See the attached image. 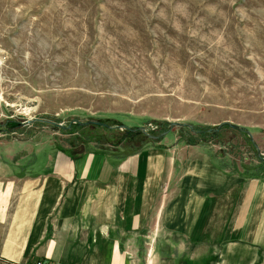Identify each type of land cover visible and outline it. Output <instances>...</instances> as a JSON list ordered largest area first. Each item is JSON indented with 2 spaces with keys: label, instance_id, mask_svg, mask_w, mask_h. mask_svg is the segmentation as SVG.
I'll return each mask as SVG.
<instances>
[{
  "label": "rangeland",
  "instance_id": "1",
  "mask_svg": "<svg viewBox=\"0 0 264 264\" xmlns=\"http://www.w3.org/2000/svg\"><path fill=\"white\" fill-rule=\"evenodd\" d=\"M222 123L196 144L227 171H264V0H0V139L123 153L142 147L126 128L163 133H142L155 145Z\"/></svg>",
  "mask_w": 264,
  "mask_h": 264
},
{
  "label": "crops",
  "instance_id": "2",
  "mask_svg": "<svg viewBox=\"0 0 264 264\" xmlns=\"http://www.w3.org/2000/svg\"><path fill=\"white\" fill-rule=\"evenodd\" d=\"M141 247L144 264H264V171L183 141L0 139V264H136Z\"/></svg>",
  "mask_w": 264,
  "mask_h": 264
},
{
  "label": "trees",
  "instance_id": "3",
  "mask_svg": "<svg viewBox=\"0 0 264 264\" xmlns=\"http://www.w3.org/2000/svg\"><path fill=\"white\" fill-rule=\"evenodd\" d=\"M5 122H6V125H7V122H11V124H12V125H10L11 128H15V127H18L20 125L19 122L14 121V120H5L4 123ZM14 123H16V124H14ZM6 125L2 126L0 124V126H1L0 131L5 130L4 132H7ZM96 125H98V124H96ZM99 126H101V125H99ZM223 126H230V125L228 123H222V124H220V126L210 127V126L199 125V124H191L190 131H192L194 134L199 135L201 137L196 138V139H194L193 137H185L184 140L187 144H196L197 140H208V141L217 142V141H219V138H220V132H221L220 129ZM103 127H105V126H103ZM107 128L108 127H106V129ZM205 135L209 136V138L203 137ZM135 136L139 139L138 141H140V145H142V146L144 144L148 143L149 141H151V140L145 139L144 135L139 130L133 131V130H130L129 128H126V131L124 132L123 138L128 137L130 139H133V138H135ZM259 164H260L261 168H264V159L260 158ZM258 168H259V166H258ZM245 173L250 174V175L253 174L252 172H248V170L245 171Z\"/></svg>",
  "mask_w": 264,
  "mask_h": 264
},
{
  "label": "water",
  "instance_id": "4",
  "mask_svg": "<svg viewBox=\"0 0 264 264\" xmlns=\"http://www.w3.org/2000/svg\"><path fill=\"white\" fill-rule=\"evenodd\" d=\"M32 121L33 120H27L23 124H28V123H31ZM88 123H95V124H98V125H104L103 123H101L99 121H97V122L96 121L84 122V124H88ZM57 125L58 126H61V124H57ZM184 125H186V124L180 123V122H168L169 129H172L174 127L181 128ZM232 126L235 127V128H238L239 127V126H236V125H232ZM130 130H139V131H141L142 133H144L145 135H147L150 138H158L159 136H161L163 134V133H161L158 136H154L150 132H148V130H147V128L145 126H138L136 128H130Z\"/></svg>",
  "mask_w": 264,
  "mask_h": 264
},
{
  "label": "built area",
  "instance_id": "5",
  "mask_svg": "<svg viewBox=\"0 0 264 264\" xmlns=\"http://www.w3.org/2000/svg\"><path fill=\"white\" fill-rule=\"evenodd\" d=\"M27 264H59L58 262L54 261V260H45V259H35L30 263Z\"/></svg>",
  "mask_w": 264,
  "mask_h": 264
}]
</instances>
